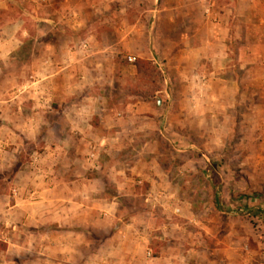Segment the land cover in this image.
Masks as SVG:
<instances>
[{
	"label": "rangeland",
	"instance_id": "obj_1",
	"mask_svg": "<svg viewBox=\"0 0 264 264\" xmlns=\"http://www.w3.org/2000/svg\"><path fill=\"white\" fill-rule=\"evenodd\" d=\"M0 264H264V0H0Z\"/></svg>",
	"mask_w": 264,
	"mask_h": 264
},
{
	"label": "crops",
	"instance_id": "obj_2",
	"mask_svg": "<svg viewBox=\"0 0 264 264\" xmlns=\"http://www.w3.org/2000/svg\"><path fill=\"white\" fill-rule=\"evenodd\" d=\"M205 11H208V9H206ZM205 16V18L207 17L208 18V14H206V15H204ZM190 50L192 51V52H195L196 50H198L197 48H193V47H191L190 48ZM200 51V50H199ZM47 77H50V76H47ZM46 77V78H47ZM63 111H64V109H63ZM67 111H69V112H71V113H73L74 111H75V108H70V109H65V112H67ZM57 112H59V110L57 111Z\"/></svg>",
	"mask_w": 264,
	"mask_h": 264
},
{
	"label": "built area",
	"instance_id": "obj_3",
	"mask_svg": "<svg viewBox=\"0 0 264 264\" xmlns=\"http://www.w3.org/2000/svg\"><path fill=\"white\" fill-rule=\"evenodd\" d=\"M128 61H129V62H133V61H134V59H133V58H131V57H129V58H128ZM92 156H93V154H92Z\"/></svg>",
	"mask_w": 264,
	"mask_h": 264
}]
</instances>
